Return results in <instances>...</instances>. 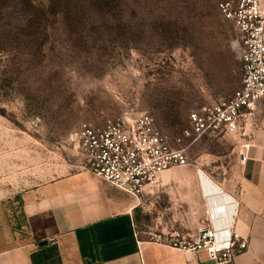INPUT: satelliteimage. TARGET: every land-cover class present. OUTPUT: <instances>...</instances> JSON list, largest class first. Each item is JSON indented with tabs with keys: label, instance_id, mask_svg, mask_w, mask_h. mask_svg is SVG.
Instances as JSON below:
<instances>
[{
	"label": "rangeland",
	"instance_id": "obj_1",
	"mask_svg": "<svg viewBox=\"0 0 264 264\" xmlns=\"http://www.w3.org/2000/svg\"><path fill=\"white\" fill-rule=\"evenodd\" d=\"M221 1L0 0V199L84 171L70 145L81 123L147 114L171 142L188 128L190 111L239 88L234 31L217 10ZM244 139L184 140L187 166L160 183L188 188L140 198L137 222L178 229L195 194L190 185L204 217L201 182L225 192L237 185Z\"/></svg>",
	"mask_w": 264,
	"mask_h": 264
},
{
	"label": "crops",
	"instance_id": "obj_2",
	"mask_svg": "<svg viewBox=\"0 0 264 264\" xmlns=\"http://www.w3.org/2000/svg\"><path fill=\"white\" fill-rule=\"evenodd\" d=\"M246 142L236 151L239 183L228 192L207 177L206 184L198 178L206 200L213 201L217 189L230 198L227 202L233 206L227 203L218 218L226 223L233 209L234 229L248 243L235 264H264V101L257 105L250 142L243 150ZM240 152L246 155L243 165L238 162ZM185 188L159 182L141 198ZM190 192L195 194L178 229L169 222L143 226L134 214L139 201L86 171L68 173L0 199V264H212L202 255L151 242L148 232H140L147 227L156 233L194 234L202 207L198 188L190 185ZM40 242L45 245L38 246Z\"/></svg>",
	"mask_w": 264,
	"mask_h": 264
},
{
	"label": "built area",
	"instance_id": "obj_3",
	"mask_svg": "<svg viewBox=\"0 0 264 264\" xmlns=\"http://www.w3.org/2000/svg\"><path fill=\"white\" fill-rule=\"evenodd\" d=\"M217 10L231 22L234 31L232 48L240 62L239 88L190 111L188 128L171 142L147 114H125L101 125L81 123L70 135L81 169L139 201L159 184L164 173L187 166L184 140L240 134L247 141L241 146L246 150L257 105L264 101V0H223ZM245 161L246 155L240 152L239 164ZM233 211L226 223H220L218 215L207 211L198 219L194 234L149 231L148 238L174 250L202 255L212 264H235L248 243L234 229Z\"/></svg>",
	"mask_w": 264,
	"mask_h": 264
},
{
	"label": "bare ground",
	"instance_id": "obj_4",
	"mask_svg": "<svg viewBox=\"0 0 264 264\" xmlns=\"http://www.w3.org/2000/svg\"><path fill=\"white\" fill-rule=\"evenodd\" d=\"M218 193L215 195V199L213 201H210V198L206 200L207 205H208V212L213 213L215 215L221 213V211L225 210V205L228 203L227 199H230L229 196L224 195L221 193L219 189H217ZM224 205H219L220 203H223ZM223 206V210H221L220 207ZM211 211V212H210Z\"/></svg>",
	"mask_w": 264,
	"mask_h": 264
},
{
	"label": "water",
	"instance_id": "obj_5",
	"mask_svg": "<svg viewBox=\"0 0 264 264\" xmlns=\"http://www.w3.org/2000/svg\"><path fill=\"white\" fill-rule=\"evenodd\" d=\"M42 245H45V242L38 243V246H42Z\"/></svg>",
	"mask_w": 264,
	"mask_h": 264
}]
</instances>
